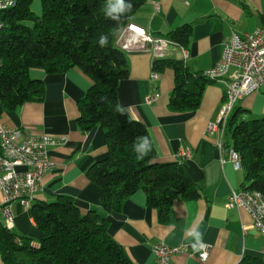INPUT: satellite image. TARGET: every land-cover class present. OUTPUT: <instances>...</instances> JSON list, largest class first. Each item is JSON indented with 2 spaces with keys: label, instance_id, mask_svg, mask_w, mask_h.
Listing matches in <instances>:
<instances>
[{
  "label": "crops",
  "instance_id": "crops-1",
  "mask_svg": "<svg viewBox=\"0 0 264 264\" xmlns=\"http://www.w3.org/2000/svg\"><path fill=\"white\" fill-rule=\"evenodd\" d=\"M131 22L163 37L181 26H191L192 36L187 46L190 56L186 64L193 72H204L219 62L223 42L233 33L243 35L264 27V0H148ZM128 56L130 76L118 87L121 106L130 118L147 126L159 161H180L201 187L202 196L177 200L167 221L148 204L144 190L125 200L120 211H106L101 204L100 187L87 175L97 161L108 155L106 132L101 125L85 131L78 123L81 114L78 102L92 86V80L79 68L64 73L34 69L32 76L46 84L45 99L10 110L0 96V123L54 139L49 154L56 168L44 176L43 187L34 195L31 206L21 201L7 205L0 190V219L39 246L45 234L37 226L33 205L54 202L65 195L72 197L82 212L96 210L109 220L110 233L132 264H158L153 248L159 243L189 246L187 251L175 256L176 264H239L246 256L264 260V233L255 227L247 210L227 205L233 191L247 185L245 169L237 170L230 160L231 126L223 138L224 151L216 145L220 133L208 132L209 124L218 116L226 85L210 81L197 110L174 112L168 102L175 88V71L156 70L159 79L154 80L156 59L152 55ZM179 56L180 52H174L170 57ZM263 116L264 85L241 99L232 114L235 123ZM186 148H191L192 154L183 158L181 152ZM18 170L27 168L18 167ZM7 208L13 218L12 226L7 221ZM197 234L200 243L210 245L206 261L200 260L192 247L198 245ZM0 264H4L1 255Z\"/></svg>",
  "mask_w": 264,
  "mask_h": 264
},
{
  "label": "trees",
  "instance_id": "trees-1",
  "mask_svg": "<svg viewBox=\"0 0 264 264\" xmlns=\"http://www.w3.org/2000/svg\"><path fill=\"white\" fill-rule=\"evenodd\" d=\"M147 1L124 0L132 7L116 21L106 15L108 0H42L41 15L33 10L34 0H19L17 6L1 12L5 29L0 39V96L10 110L27 102H41L46 84L34 78L32 70L64 73L81 69L93 83L78 102V123L85 131L101 125L109 149L107 157L87 172L100 187L103 208L118 212L125 200L144 190L148 204L167 221L177 200L198 199L202 189L180 161H159L147 126L130 118L120 104L118 87L130 76V60L115 46L114 38ZM191 36L192 27L184 25L164 37L187 47ZM101 37H107L103 46ZM167 68L175 71L169 109L197 110L212 80L203 72L191 71L182 59L154 62L155 70ZM120 106L123 113L117 111ZM229 125L233 148L246 171L245 189L264 196V116L239 123L231 118ZM140 145L143 148L134 150ZM32 209L39 230L45 234L39 246L0 219V255L4 264H132L110 233L109 220L96 210L84 213L72 197L65 195L54 202H37ZM239 264H264V260L246 256Z\"/></svg>",
  "mask_w": 264,
  "mask_h": 264
},
{
  "label": "built area",
  "instance_id": "built-area-1",
  "mask_svg": "<svg viewBox=\"0 0 264 264\" xmlns=\"http://www.w3.org/2000/svg\"><path fill=\"white\" fill-rule=\"evenodd\" d=\"M19 0H0V32L5 29V22L1 12L4 6H17ZM148 32L145 28L129 22L116 34L114 44L116 47H127L132 53H148ZM161 54L168 58L174 52H180L178 59L187 63L190 53L186 46L163 36H158ZM207 78L219 79L224 82L226 89L234 93V104L229 107H220L218 116L208 126V132H219L221 137L217 140V147L224 151L223 142L235 104L241 99L258 92L264 85V27L257 28L252 33H233L225 39L219 62L212 68L203 72ZM152 78L159 79V72L154 71ZM152 101V98L149 99ZM54 139L47 136H36L25 133L22 129L7 123H0V190L4 194L7 205L14 201H21L26 206H31L34 195L43 187L44 176L56 168L55 162L49 154V146L54 144ZM191 148L181 152L183 158L190 157ZM230 160L234 163L235 155L229 151ZM18 167L27 170L20 171ZM228 207L236 206L245 209L254 220L255 227L264 233V202L262 193L256 191V197L246 198L243 189L233 191L227 201ZM7 221L13 225L11 211L5 210ZM195 250L199 259L206 261L210 256V245ZM186 244L168 245L159 243L153 248L154 259L158 264H176L175 256L187 251Z\"/></svg>",
  "mask_w": 264,
  "mask_h": 264
},
{
  "label": "bare ground",
  "instance_id": "bare-ground-1",
  "mask_svg": "<svg viewBox=\"0 0 264 264\" xmlns=\"http://www.w3.org/2000/svg\"><path fill=\"white\" fill-rule=\"evenodd\" d=\"M10 8H12V6H4V9L2 10V12L6 11ZM2 33L3 32H0V39L2 37ZM117 48L120 49L122 52H124L127 55L132 54L131 49H129L127 47H117ZM148 48H149V51L151 52V55L156 60L168 58L166 55L161 54V50H160L159 43H158V36L153 35L152 33H148ZM2 63H3V61H2V58L0 57V67L2 66ZM208 79H210L212 81L222 82L219 79H214V78H208ZM222 83H224V82H222ZM233 104H234V93L231 89H226V95H225V97L221 103V107H229V106H232ZM236 105L237 104H235V107H236ZM235 107H234V109H235ZM229 151H231V153H233V155H235V159H234L235 168L237 170L242 169L243 164H242V160H241L239 153L233 147L231 149H229ZM243 191H244L246 198L256 197V190L244 188ZM262 200L264 202L263 194H262Z\"/></svg>",
  "mask_w": 264,
  "mask_h": 264
},
{
  "label": "clouds",
  "instance_id": "clouds-1",
  "mask_svg": "<svg viewBox=\"0 0 264 264\" xmlns=\"http://www.w3.org/2000/svg\"><path fill=\"white\" fill-rule=\"evenodd\" d=\"M131 7L132 5L130 3L125 4L124 0H108L105 12L108 18L118 21L120 19V16L124 14L126 11L130 10ZM106 43H107V37H101L100 45L103 46ZM117 111L123 113L122 107L121 106L118 107ZM140 139H145V142L146 143L148 142V138L146 137H142ZM141 148H143V145H140L138 147L134 146V150H140ZM143 158H144L143 156H137V159H143ZM197 243L199 244L200 248L204 247L203 244H200L199 234H197ZM192 247L194 250H199L196 244H194Z\"/></svg>",
  "mask_w": 264,
  "mask_h": 264
},
{
  "label": "rangeland",
  "instance_id": "rangeland-1",
  "mask_svg": "<svg viewBox=\"0 0 264 264\" xmlns=\"http://www.w3.org/2000/svg\"><path fill=\"white\" fill-rule=\"evenodd\" d=\"M32 7L36 14L41 15L43 13L42 0H34Z\"/></svg>",
  "mask_w": 264,
  "mask_h": 264
}]
</instances>
